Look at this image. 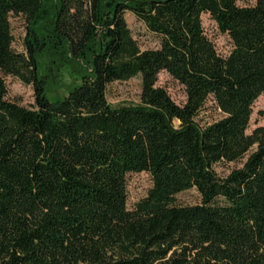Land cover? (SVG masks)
<instances>
[{
    "label": "trees",
    "instance_id": "16d2710c",
    "mask_svg": "<svg viewBox=\"0 0 264 264\" xmlns=\"http://www.w3.org/2000/svg\"><path fill=\"white\" fill-rule=\"evenodd\" d=\"M127 12L160 49H141ZM67 69L75 82L54 100ZM164 71L186 104L158 86ZM6 76L34 86L36 108L9 100ZM138 77L142 103L114 107L110 85ZM263 95L264 0H0V264H264V126L248 133ZM211 99L222 118L203 126ZM240 162L227 177L215 168ZM141 173L154 188L130 209ZM193 189L202 202L180 205Z\"/></svg>",
    "mask_w": 264,
    "mask_h": 264
},
{
    "label": "rangeland",
    "instance_id": "374dc122",
    "mask_svg": "<svg viewBox=\"0 0 264 264\" xmlns=\"http://www.w3.org/2000/svg\"><path fill=\"white\" fill-rule=\"evenodd\" d=\"M239 4L243 7L255 6L257 0H239ZM126 19L134 38L138 41L142 50H156L162 47V39L151 32L148 26L134 13L127 12ZM203 21L207 35L215 43L219 53L223 56H229L234 48L231 38L220 31L217 22L211 15L205 14ZM11 23L15 35L14 49L18 53H26V18L13 15L11 17ZM6 81L9 87L8 98L10 101L16 102L28 109L36 108V92L33 85H27L21 79L14 76H6ZM60 81V84L58 83L50 91V96L54 100L66 97L68 95V85H73L75 82L69 69L63 72ZM158 86L167 89L178 105L186 104L188 100L186 87L174 79L168 72L164 71L161 73ZM142 94L143 79L138 77L128 82H115L111 84L108 92V100L114 107L140 105L142 103ZM221 118V111L217 108L215 101L211 99L198 117V121L201 125L206 126ZM176 125L179 127L180 122L177 121ZM261 126H264V95L255 105L254 115L248 133L252 134L255 129ZM243 163H221L215 168L221 177H227L235 169L243 167ZM128 185L129 208L135 209L140 201L149 196L150 191L154 188V181L149 173L130 174L128 177ZM178 199L179 204L182 206L196 205L202 202V197L196 189L180 194Z\"/></svg>",
    "mask_w": 264,
    "mask_h": 264
}]
</instances>
